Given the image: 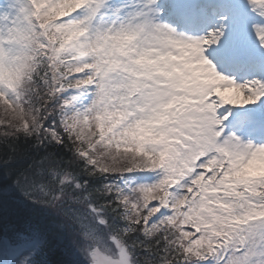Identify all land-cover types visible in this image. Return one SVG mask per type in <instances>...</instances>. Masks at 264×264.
Returning <instances> with one entry per match:
<instances>
[{
  "label": "snow or ice",
  "instance_id": "snow-or-ice-1",
  "mask_svg": "<svg viewBox=\"0 0 264 264\" xmlns=\"http://www.w3.org/2000/svg\"><path fill=\"white\" fill-rule=\"evenodd\" d=\"M16 161L0 264H264V0H0Z\"/></svg>",
  "mask_w": 264,
  "mask_h": 264
},
{
  "label": "trees",
  "instance_id": "trees-1",
  "mask_svg": "<svg viewBox=\"0 0 264 264\" xmlns=\"http://www.w3.org/2000/svg\"><path fill=\"white\" fill-rule=\"evenodd\" d=\"M24 166L23 161H16L14 162V165L11 169H4L2 173H0V187L7 188L8 185L11 183V179L9 177V172H15L18 169H22ZM24 218L22 216H15V217H6L5 218V226H10L11 223H16V224H23ZM54 259L58 262L65 261L69 259V257L65 255H57L54 257Z\"/></svg>",
  "mask_w": 264,
  "mask_h": 264
}]
</instances>
